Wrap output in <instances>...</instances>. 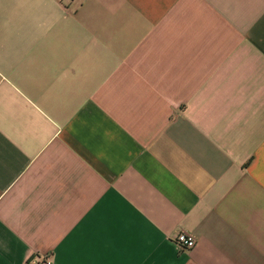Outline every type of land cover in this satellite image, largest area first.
I'll use <instances>...</instances> for the list:
<instances>
[{
	"label": "crops",
	"instance_id": "obj_1",
	"mask_svg": "<svg viewBox=\"0 0 264 264\" xmlns=\"http://www.w3.org/2000/svg\"><path fill=\"white\" fill-rule=\"evenodd\" d=\"M47 260L264 264V0H0V264Z\"/></svg>",
	"mask_w": 264,
	"mask_h": 264
},
{
	"label": "built area",
	"instance_id": "obj_2",
	"mask_svg": "<svg viewBox=\"0 0 264 264\" xmlns=\"http://www.w3.org/2000/svg\"><path fill=\"white\" fill-rule=\"evenodd\" d=\"M174 242L182 249L189 250L195 247L196 245V239L186 233V232H180L174 236ZM41 261V260H40ZM45 264H52L50 260L45 261Z\"/></svg>",
	"mask_w": 264,
	"mask_h": 264
}]
</instances>
